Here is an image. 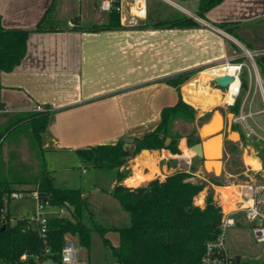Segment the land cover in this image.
Segmentation results:
<instances>
[{
	"label": "crops",
	"instance_id": "0c3cea01",
	"mask_svg": "<svg viewBox=\"0 0 264 264\" xmlns=\"http://www.w3.org/2000/svg\"><path fill=\"white\" fill-rule=\"evenodd\" d=\"M95 5L100 13L97 0ZM62 8L57 0H0L5 27L33 29L45 18L44 28L30 33L21 63L0 75V120L38 111L37 106L42 105L50 111L42 134L43 148L49 151L77 155L79 148L115 143L124 136L141 137L157 126L162 109L176 104L181 96L199 116L212 114L214 108L226 109L222 89L211 81L204 84L216 90L220 99L207 108L191 101L193 93L187 85L226 57H238L242 46H264L263 39L251 37L255 27L264 24V0H222L202 17L197 14L199 5L196 11L187 8L188 12L174 18L189 15L199 21L190 27H155L152 23L168 19L147 20L148 9L147 17L138 19V23L148 24L145 27L123 24L121 28L91 30L88 23H101L107 17L91 14V8L80 5V20L87 24L69 20L60 25L56 21L62 17ZM223 22L234 24L233 33L219 26ZM257 40L261 41L257 44ZM188 71L196 73L180 91L165 81ZM179 148L183 154L162 148L148 149L146 155L142 150L128 161L131 174L123 183L135 187L182 169L189 155L182 141ZM117 182L114 169L109 193ZM85 195L89 200V193L85 191ZM201 196L203 207L206 201Z\"/></svg>",
	"mask_w": 264,
	"mask_h": 264
},
{
	"label": "trees",
	"instance_id": "16d2710c",
	"mask_svg": "<svg viewBox=\"0 0 264 264\" xmlns=\"http://www.w3.org/2000/svg\"><path fill=\"white\" fill-rule=\"evenodd\" d=\"M222 0H200L197 14H204L219 4ZM44 16L33 29L8 28L3 25L0 14V75L15 69L27 53V40L31 32L44 28ZM153 26L190 27L199 25L192 16L182 15L173 19L152 23ZM147 23H137L135 26L145 27ZM219 26L233 33L234 24L220 23ZM120 13L113 10L107 13V18L101 23L88 26L91 30L121 28ZM264 72V56L257 58ZM196 71L183 72L171 76L165 81L181 90V85L190 80ZM221 88L218 85H213ZM246 88L247 81H243ZM239 104L231 107L238 112ZM210 112L201 119L208 120ZM50 111L38 110L15 116L4 128H0V264H38L47 258L60 261L61 250L67 234L77 238L80 246L90 248L93 231H99L105 245H111L106 233L114 229L119 233L120 246L114 248L118 264H200L209 241L218 238L221 232V209L212 203L213 192L206 198L207 206L201 207L195 203V196L206 186L201 179L193 180L186 170L179 169L168 174L164 179L156 177L139 186H127L123 183L131 174L126 168L128 161L143 149H170L180 153L177 138L173 131L176 120L181 119L193 123L198 113L182 96L179 101L162 109L161 119L157 126L135 137L128 144L123 138L115 143H102L77 149L84 167L115 169L117 184L111 194L121 203L130 215V222L124 226L105 227L95 218V213L82 188L56 187L53 183L51 170L48 169L42 144V134L49 123ZM234 129H237L234 127ZM17 136L9 139V135L17 131ZM167 137L172 142L166 144ZM26 138L35 158V165H30L21 159L18 144ZM191 146L201 140L196 127L187 135ZM14 142L15 146L4 153V148ZM232 151L238 150V145L231 143ZM8 147V146H7ZM200 159V158H199ZM202 161V159H200ZM203 164V161H202ZM195 169V168H194ZM215 184L222 181L214 176ZM135 183L133 179L128 180ZM13 192L37 193L41 200H49L54 205H65L71 209L69 217H51L46 237L26 218L10 220L9 204ZM5 211V218L3 213ZM239 226L242 224L238 223ZM4 226V228H3ZM46 248L50 253L43 255ZM26 254V258L23 255ZM36 256L38 258L36 259ZM243 264H264L244 262Z\"/></svg>",
	"mask_w": 264,
	"mask_h": 264
},
{
	"label": "rangeland",
	"instance_id": "374dc122",
	"mask_svg": "<svg viewBox=\"0 0 264 264\" xmlns=\"http://www.w3.org/2000/svg\"><path fill=\"white\" fill-rule=\"evenodd\" d=\"M174 1L191 11H196L200 2V0ZM57 3L63 7L61 13L62 17L56 21L60 25H64L69 20L72 22L79 21L81 15V12L79 11L80 5L83 7L87 5V7L91 8V14L97 13L101 15L103 19L107 17V13H99L96 10V0H57ZM149 11L151 14L147 20L169 19L183 13L182 9L172 6L163 0H150ZM70 15H73L71 17L72 19L70 18ZM81 19L82 20L79 21L81 24H87L83 18ZM88 25H91V23H88L87 26ZM251 37L256 38V35L253 33ZM241 40H244L245 45L249 47L251 46L247 39L241 38ZM260 41L261 40H257V44ZM196 76V78H198L199 75L197 74ZM207 81L212 82L210 78L203 79V82ZM213 84L217 85L214 82ZM219 98L217 99L218 102ZM256 102L258 104V108H261L262 99L260 91H257L256 93ZM219 108L223 110V113L233 112L229 109V107L226 109L223 107ZM255 108H257V106H255ZM255 118L264 126V112L257 114ZM10 120L3 122L0 120V128L3 129L5 126L4 124L8 123ZM204 122L205 118L201 119L199 115L193 123H189L181 119L175 121L173 125V131L180 135V137L177 138L178 148L180 141H182V146L185 148L186 152H188L187 155H189L187 158L188 162L182 163L181 167L190 173L191 177H193V180L201 179L206 182V186L202 190L205 201L208 193L212 191L214 194L212 203L217 207H220V209H230L234 207L233 201L235 199V195L230 194L232 188H225V191L223 192L225 193L226 198L223 197V201L219 200L216 195L218 191V185L215 184L211 179L214 176L218 177L223 183L222 186H231L232 184H237L239 181L246 179H254L258 183H263L264 156L262 154V143L255 137L246 136L240 124L235 123L234 127L237 129H233L241 132V138L239 139L238 136H232V139L235 141H225V149L222 159L223 169L220 171V175H216L213 171H210L212 167L208 169L209 171L204 169L202 161L195 155L193 151H191L187 140V135L190 133L193 127H196L199 131V128ZM257 130L261 132L260 129ZM17 132L18 130L11 133L9 135V139L14 136L16 137ZM226 133L227 131L225 129L223 134L226 135ZM172 141L173 140L171 138L170 143ZM231 143L238 145L237 151H232ZM7 146L4 148L5 154L8 152V149H10L12 146H15V144L12 142ZM253 149H258L261 152L259 154H255ZM17 150L20 153L21 159L23 161L30 165H35L36 161L26 138H23L20 141ZM179 150L180 153H184L181 148H179ZM44 158L48 169L51 170L53 183L56 187H82L86 193H89L91 208L95 213V218L102 226L109 228L113 225L124 226L129 223L130 215L128 211L124 209L121 203L111 194V192L109 193L112 186V173L114 169L85 167L88 170L85 172L82 170L84 166L82 165V159L80 155L61 151H49L45 149ZM256 159L261 162H257ZM80 161L81 167H79ZM259 165L261 166L257 167ZM201 195L198 194L194 198L197 205H200L199 201L201 200ZM36 204L37 200L34 196V193L31 192H27L21 198H11L9 204L11 216L13 218H23L30 216L34 211ZM207 204L208 203L206 201V204L203 206V208L206 207ZM67 236L72 237L75 240L78 250L77 264H118L117 258L114 254V248H119L120 246L119 236L116 230L109 229V231L106 233V237L109 238L112 246L105 245L103 237L99 231L92 232L90 248L80 246L77 238L71 234H67ZM226 248L231 255H239L242 261L249 263H260L264 261L263 245L256 243L250 226L242 224L241 226L237 225L230 227L226 236Z\"/></svg>",
	"mask_w": 264,
	"mask_h": 264
},
{
	"label": "built area",
	"instance_id": "2783aa9c",
	"mask_svg": "<svg viewBox=\"0 0 264 264\" xmlns=\"http://www.w3.org/2000/svg\"><path fill=\"white\" fill-rule=\"evenodd\" d=\"M98 8L103 13H109L116 10L120 13L122 24H136L138 19L146 18L149 9L150 0H97ZM166 3L178 7L188 12V9L174 0H163ZM128 18H131L129 21ZM264 56V46L259 48L241 47L238 57H226L211 66L214 68L210 77L212 83L216 76L230 74L233 79L224 88L221 87L226 97V104L231 108L236 103L239 104L238 112H233L234 124H240L242 130L248 137H255L262 143V154L264 156V126L255 118L261 112H264V72L257 62V58ZM232 65V72L226 71V67ZM246 79L247 86H243ZM215 83V82H214ZM217 84V83H215ZM218 85V84H217ZM260 91L262 99V107L258 108L256 102V93ZM230 98L232 100L230 101ZM257 106V108H255ZM38 110H44L42 105L37 106ZM257 129H260L259 132ZM255 154H259L260 150L253 149ZM227 187H231V195H235L234 207L222 210L221 232L214 241H209L206 246L205 254L200 264H243L245 261H237V255H231L226 248L227 231L238 223L250 226L254 240L258 244L263 245L264 252V182L258 183L254 179L241 180L237 184L218 185L217 197L223 201L226 195L223 191ZM37 200L36 207L30 216L23 218L35 226L39 234L45 238L49 228V220L51 217H69L71 209L65 205H54L49 200H41L37 193H34ZM23 193L13 192L11 198H21ZM221 206V205H220ZM5 218V211L3 213ZM6 219V218H5ZM10 220L15 221L16 218L11 216ZM50 253V249L46 248L43 255ZM26 258V254L23 255ZM38 256H36V259ZM78 250L75 240L66 236L65 243L61 250L59 262H55L52 258H47L38 264H77Z\"/></svg>",
	"mask_w": 264,
	"mask_h": 264
},
{
	"label": "water",
	"instance_id": "95a60500",
	"mask_svg": "<svg viewBox=\"0 0 264 264\" xmlns=\"http://www.w3.org/2000/svg\"><path fill=\"white\" fill-rule=\"evenodd\" d=\"M254 34L258 38L264 40V24L258 25L257 27H255ZM232 79H233V77L230 74H226L223 76H216L213 78L214 82L217 83L222 88L226 87L232 81ZM217 111H220L223 115V126L219 130L213 131L211 133H207V131L204 130V126L213 119V117ZM233 117H234L233 112L223 113V111H221L219 108H214L209 119L206 122H204L201 125V127L199 128V134H200L201 140L194 143L193 145H191L190 148L192 149V151L195 153V155L198 158L202 159L203 167L206 171H209L208 170V162H212V161L217 162V163H219V162L222 163V166H221L222 167L221 171H222V169H223V160L222 159H223V152L225 149V141L226 140L235 141L232 139L233 134L235 136H238L239 139L241 138L240 132L233 129V125H234ZM225 129L227 131L226 135L223 134V131ZM235 136H233V137H235ZM218 137H219V145H220L219 150L221 152V156H220V158H217V159H208L207 153H206V143L213 140V138L218 139ZM123 140L126 143L130 144V143L134 142L135 138L131 137V136H124ZM170 141H171V138L167 137L166 144H169ZM143 151H148V149H143ZM216 169L217 168L214 165L210 171H213L216 175H220V173L219 174L216 173L217 172ZM3 228H4V226H3ZM236 258H237V261L239 262L241 257L239 255H237Z\"/></svg>",
	"mask_w": 264,
	"mask_h": 264
},
{
	"label": "bare ground",
	"instance_id": "6f19581e",
	"mask_svg": "<svg viewBox=\"0 0 264 264\" xmlns=\"http://www.w3.org/2000/svg\"><path fill=\"white\" fill-rule=\"evenodd\" d=\"M233 70H234V67L232 65H229V66L226 67V71H228V72H232ZM213 72H215L214 68L209 67L201 75L200 78L193 79L187 85L188 88L190 89V91L193 93V96L191 98V101L193 103H200L204 107H210V106H213L216 103H218L217 99L220 97L219 93L216 90H212L208 85L204 84V82H203V79L210 77V75ZM215 94H217V95H215ZM231 100H232V98H230V101ZM222 126H223V115H222V113L220 111H217L215 113L213 119L204 126V130L207 131V133H211L213 131L221 129ZM232 136H235V135L233 134ZM219 146H220L219 145V137H218V139L217 138H213V140H211L208 143H206V153H207V158L208 159L220 158L221 152L219 150ZM191 151H192V149H191ZM145 152L148 153V151H145ZM214 165L217 168L216 169L217 170L216 173L217 174L220 173L221 168H222L221 167L222 163H220V162L217 163V162H214V161L208 162V169L213 167ZM227 188L231 189V187H227Z\"/></svg>",
	"mask_w": 264,
	"mask_h": 264
}]
</instances>
